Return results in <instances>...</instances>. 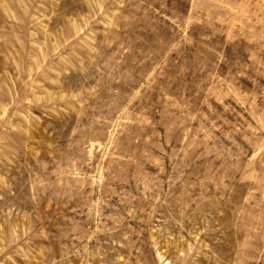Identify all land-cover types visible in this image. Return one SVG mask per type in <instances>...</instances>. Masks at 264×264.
<instances>
[{"label": "rangeland", "instance_id": "obj_1", "mask_svg": "<svg viewBox=\"0 0 264 264\" xmlns=\"http://www.w3.org/2000/svg\"><path fill=\"white\" fill-rule=\"evenodd\" d=\"M0 264H264V0H0Z\"/></svg>", "mask_w": 264, "mask_h": 264}]
</instances>
